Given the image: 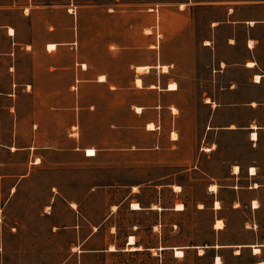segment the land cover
Here are the masks:
<instances>
[{
	"label": "rangeland",
	"instance_id": "rangeland-1",
	"mask_svg": "<svg viewBox=\"0 0 264 264\" xmlns=\"http://www.w3.org/2000/svg\"><path fill=\"white\" fill-rule=\"evenodd\" d=\"M179 1L0 0V143H12L18 131L22 143L32 140L41 92L46 95L50 89V76L43 66L73 63L76 76L84 62L85 77L95 79L103 74L106 79L105 83L87 82L81 87V143L96 149V155L84 164L81 177L72 180L73 186L62 188L63 196L54 201V211L42 210L48 192L54 191L50 181L43 179V172L33 171L20 194L7 204L12 181H0V264H211V250L200 257L197 249H186L181 260L173 250H166L162 260L145 251L118 250L121 237L133 224H139L137 231L145 244L157 243L158 231L163 242L181 249L183 244L201 248L211 242L213 214L209 207L214 194L209 193L210 184L228 183L231 160L235 165L251 157L264 161V148L251 150L242 133L223 132L228 122L226 100L218 94L233 71L214 63L209 47L201 46L209 35V12H179ZM158 3V13L151 12ZM149 13H154L152 21ZM9 28L13 34L8 39ZM150 30L152 34L147 35ZM72 36L71 45L67 40ZM51 38L61 45L53 54L43 51ZM224 49L220 51L224 53ZM8 51L10 54H5ZM157 59L166 63H150ZM150 64L156 65L151 70L156 77L162 72L159 64L166 65V78L175 82L177 89L132 88L135 67ZM57 79L58 85L64 81L60 73ZM248 89L246 85L244 90ZM159 98L170 109L161 116V126L147 132L143 118L134 114L133 104H149ZM207 99L223 104L215 119L210 118L213 104ZM44 101L49 103L48 96ZM42 118L48 120L49 114ZM172 132L176 140L171 138ZM15 141L18 144L17 137ZM212 144V152L202 149ZM99 147L106 150L99 151ZM11 158L0 152V161L10 162ZM13 161L17 162V157ZM258 173L257 182L262 185L257 203L263 206L260 218L264 220V162ZM245 176L242 171L238 183L247 188L250 183ZM133 186L136 191L129 196ZM247 189L220 188L217 192L228 203L239 197L236 221L253 220ZM237 191L243 195L238 196ZM65 197L77 200L78 207L94 218L102 217L116 202L124 205L117 210L115 221L101 226L89 242L81 243L86 234L66 227L71 205ZM132 198L142 206L139 212L126 206ZM177 203H182L184 210H174ZM153 205L162 210L151 208ZM152 223L158 226L157 232L151 231ZM109 246L116 251L108 250ZM248 262L244 256L239 264Z\"/></svg>",
	"mask_w": 264,
	"mask_h": 264
},
{
	"label": "crops",
	"instance_id": "crops-1",
	"mask_svg": "<svg viewBox=\"0 0 264 264\" xmlns=\"http://www.w3.org/2000/svg\"><path fill=\"white\" fill-rule=\"evenodd\" d=\"M151 9V12L158 13L159 3L156 8L151 7ZM177 10L179 12L187 10L189 14L192 11L193 15L199 10L209 12V35L206 40L201 41V46L209 47L214 63H219V66L224 64L227 72L233 71L232 78L227 79L226 85L223 88L221 87L222 92L218 94V96H224L226 100L224 105L227 110L226 119L228 122L223 128V132L227 134L242 133L251 150L264 148V142L260 138H264V0H181L177 4ZM148 15L152 21L154 13ZM150 28L153 29V24ZM9 29L8 39L13 34H10ZM148 34H152V31H147ZM49 41L45 42L43 51L48 50L47 45L49 43H54L55 48L48 50L49 54H53L61 45L60 42L53 41L52 38ZM72 41L73 36L67 40V43L72 45ZM222 47L225 48L224 53L220 51ZM5 54H10V51L5 52ZM81 63L80 66L82 65V67L77 69L76 76H74L73 63H49L47 68L43 66L42 69H45L50 76V89L46 95L41 92L40 102L35 111L36 119L33 124L32 140L22 143L18 131L13 135L12 143H0V152L5 158L6 156L17 157V162L13 161V158L10 162L7 159L0 161V181H12L4 204H7L15 194H20L23 182L32 177L33 171L43 172V179L50 181L49 187L54 191L50 190L48 192V198L43 203L42 210L54 211L56 208L54 201L58 196H63L62 188L73 186L72 180L81 177L84 172V164L90 162L92 157L96 155V149L81 143V133L83 131L81 110L83 107L78 105V99L81 98L82 93L80 90L84 83H105L106 79L103 74H99L95 79L85 77L83 74L86 70V64ZM150 63H166V61L157 59ZM138 66L143 65H137L136 67ZM147 66H149L147 71H138L135 67L136 73L132 88H146L148 91L165 90L167 92L177 89L175 82L171 83H175L176 88L169 89L170 80L165 75L167 69L166 71L162 69V72H159L156 77L152 75L151 71L156 65L150 64ZM162 66L163 64H159V67L162 68ZM59 73L61 80H64L61 81L60 85H58L57 79ZM256 75L259 76V79H255ZM137 79L140 80L139 86L136 84ZM246 85H248V90H244ZM103 86L105 85L103 84ZM3 94L11 95L10 92H3ZM46 96L49 100L47 104L44 101ZM206 102L213 104L210 118L215 119L223 104L216 100L215 102L206 100ZM133 107H135L134 114L143 118V128L147 132L155 131L156 128L161 126V116L167 109H170L161 98L149 104L135 103ZM137 107L140 108L139 111H137ZM250 112L252 113L251 116ZM47 114H49V119H43L42 115ZM39 115H41L40 118H38ZM150 123L153 124L152 129L148 127ZM47 125L49 126L47 127ZM14 127L16 128V124ZM19 128L20 125L17 124V129L19 130ZM253 132L256 133V138H252L251 134ZM173 133H171V138L176 140L177 136L173 138ZM16 137L18 144H15ZM208 147L210 148L208 151L204 150L205 146L202 149L205 152L214 150L213 144ZM98 150H106V147H99ZM235 162V160L230 161L232 166L226 177L228 183L210 184L216 187L215 190L209 189V193L214 194V199L209 207L213 214L210 225L213 232L211 242L202 245L201 248H198L196 244H183V246H180L182 250L175 247L176 245L163 242L161 232L158 231V242L145 244L137 231L139 224H133L130 230L121 237L122 241L118 250L120 252L145 251L152 257H159V260H162L166 250H173L174 256L181 260L185 257L186 249L194 248L197 249V254L200 257L207 250H211V264H239V261H243L244 256L248 258L249 262L247 264H264V220L260 218L263 206L261 207V204L258 205L257 203H260L257 191L262 185V182H257L259 178L258 169L264 161L251 157L248 160L246 158L242 162L239 161L237 165L233 164ZM235 166L238 167L237 171L233 169ZM251 168H254V173ZM194 169L204 171L201 166H194ZM242 171L245 172V177L249 180L248 189L238 183L239 174ZM254 184H257V186H254ZM220 188L232 191L234 189L235 191L247 189L249 193L247 206H250L253 220L251 221L250 217L241 222L234 220L235 214L241 207L239 197L228 203L225 199L217 196ZM134 191H136L135 186L132 187L129 196ZM237 194L238 196L243 195L241 191L240 193L237 191ZM65 199L71 205V208L67 207L69 215L66 227L76 228V231L81 235L86 234L83 236L81 243L89 242L88 238L97 232L101 226H107V223H111L112 219L115 221L117 210L124 205L122 202H116L109 206L102 217L94 218L85 214L78 207V201L74 198L65 197ZM133 199H130L126 206L132 212H139L142 206L139 203L141 206L139 209L133 208ZM216 202H218L219 207L215 206ZM254 202L255 204H253ZM151 208L162 210L161 207L154 205ZM173 209L182 211L184 205L181 210H177L175 206H173ZM217 222H221V226H216ZM54 226L56 227L57 224ZM157 227L153 223L150 225L152 232H157ZM86 230L87 233H85ZM116 230L115 234L117 233ZM109 233L112 234L110 227ZM130 237H133V242L129 241ZM109 248L108 250H110ZM176 249H180L182 255H175ZM110 251H116V248ZM217 257L219 258L218 263H216ZM229 259L235 262H229Z\"/></svg>",
	"mask_w": 264,
	"mask_h": 264
},
{
	"label": "bare ground",
	"instance_id": "bare-ground-1",
	"mask_svg": "<svg viewBox=\"0 0 264 264\" xmlns=\"http://www.w3.org/2000/svg\"><path fill=\"white\" fill-rule=\"evenodd\" d=\"M9 32H10V34L13 33L12 28L9 29ZM55 46H56V45H55L54 43H49V44L47 45V49H48V50H53V49L55 48ZM148 67H149V66H147V65H143V66H138V67H136V68H137L138 71H147ZM162 69H163V71H166V66L163 65V66H162ZM255 79H259V76L256 75V76H255ZM136 84H137L138 86L140 85V80H139V79L136 80ZM175 88H176V84H175V83H170V84H169V89H175ZM207 101H208V99H207ZM139 110H140V108L137 107V111H139ZM148 127L152 129V128H153V124H151V123L148 124ZM251 136H252V138H256V133L253 132V133L251 134ZM173 138H176V134H175V133H173ZM204 150L208 151V150H210V148H209V147H205ZM234 169H235V171H237V170H238V167L235 166ZM251 171L254 173V172H255L254 168H251ZM211 186H212V187H211L210 189H212V190H215V189H216L215 185H211ZM252 186H253V185H252ZM254 186H257V184H254ZM175 189H176V190H179V186L176 185V186H175ZM134 190H135V189H134ZM72 205H73V204H72ZM200 206H201V205H200ZM215 206H216V207H219L218 202H216ZM132 207L135 208V209H139L141 206L139 205L138 202H133V203H132ZM175 208H176L177 210H181V209H183V204H182V203H177V204L175 205ZM216 226H221V222H217ZM129 241L133 242V237H130V238H129ZM109 247H110V248H109L110 250H113V249H114L113 246H109ZM132 248H133V247H132ZM175 255H177V256L182 255V251H181L180 249H176V251H175ZM218 262H219V258L217 257V258H216V263H218ZM261 264H263V263H261Z\"/></svg>",
	"mask_w": 264,
	"mask_h": 264
}]
</instances>
